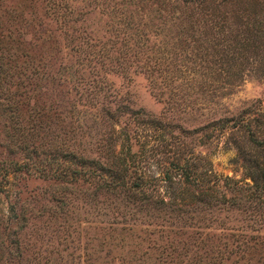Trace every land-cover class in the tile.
<instances>
[{
	"label": "rangeland",
	"instance_id": "374dc122",
	"mask_svg": "<svg viewBox=\"0 0 264 264\" xmlns=\"http://www.w3.org/2000/svg\"><path fill=\"white\" fill-rule=\"evenodd\" d=\"M230 8L0 0V264H264V223L227 205L199 212L181 189L192 182L173 170L205 167L251 183L226 132H193L216 117L263 127L264 37L236 67L216 61L237 34ZM65 150L107 154L135 197L171 203L107 210L116 194L95 203L85 184L52 179ZM241 232L256 234L251 245Z\"/></svg>",
	"mask_w": 264,
	"mask_h": 264
},
{
	"label": "trees",
	"instance_id": "16d2710c",
	"mask_svg": "<svg viewBox=\"0 0 264 264\" xmlns=\"http://www.w3.org/2000/svg\"><path fill=\"white\" fill-rule=\"evenodd\" d=\"M221 1L230 4V16L232 17V21H235L237 24V34L235 36L230 35L227 38L228 47H226L225 43L223 48H220V55L216 61L219 62V65L221 63H227L229 64L228 66L236 67L237 62L241 63L245 52L255 47V40L260 41L264 37V33L261 32L262 28L264 29V0ZM224 19L225 17L223 16L219 18V20H222V23ZM224 68L222 67L223 70ZM227 70V76H230L229 67L225 68V71ZM256 114L263 117V121L260 122L263 123V127L260 130L248 121H243L237 117H216L209 122L195 127L193 130V132H200L203 137H206L209 135L210 129L217 125L218 130L226 132L227 137L236 149V154L244 167L245 173L251 179V183L240 182V180L232 179L229 176L220 177V175L210 174V170L205 167H201V169L197 166L182 168V165L176 163V168L173 170H176V173L182 177L183 181L192 182L190 184H184L181 189L193 194L198 204L199 212L202 210L207 211L211 207L227 205L231 209L235 208L237 211H242V214L256 215V217H251L254 223H264V111H256ZM60 156L65 157L67 163L65 162V164L58 160L55 161V166L52 169V179L74 185L78 182L85 184L87 189L83 193L86 196L89 195L95 203L98 201L99 193L102 195L110 194L111 196L116 194L117 199L114 198V203L107 210L111 211L114 204H121L123 206L129 203L131 206H140V209L149 207L151 212H153L162 206L165 208V205L171 203H165L162 199L153 203V201H143L146 198L144 196L135 197L133 189L124 183V179L119 174L115 163L107 154L100 159L97 155L91 157L65 150ZM126 163L127 169L130 170V167H128L130 163ZM20 166L22 165L14 163L12 170L16 171ZM6 173L7 169L2 168L1 176L4 177ZM170 177L171 173H165L163 180L166 181ZM219 179H221L219 184L226 185L227 183L234 189V193L236 191L238 196L225 197L222 195L220 185L218 184ZM1 187L2 185L0 183V189ZM135 189L139 194L143 193L138 183H135ZM160 189L163 190L162 188ZM220 193L221 195L218 196ZM193 204L191 203L190 207ZM246 235L244 232H241V240L247 239ZM253 235L256 234H250L247 239L249 245H251L250 241L254 237ZM13 242L16 243L14 240Z\"/></svg>",
	"mask_w": 264,
	"mask_h": 264
},
{
	"label": "water",
	"instance_id": "95a60500",
	"mask_svg": "<svg viewBox=\"0 0 264 264\" xmlns=\"http://www.w3.org/2000/svg\"><path fill=\"white\" fill-rule=\"evenodd\" d=\"M262 104H263V107H264V100H263Z\"/></svg>",
	"mask_w": 264,
	"mask_h": 264
}]
</instances>
